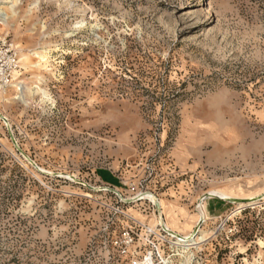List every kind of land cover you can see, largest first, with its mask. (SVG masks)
Returning <instances> with one entry per match:
<instances>
[{
    "label": "rangeland",
    "instance_id": "rangeland-1",
    "mask_svg": "<svg viewBox=\"0 0 264 264\" xmlns=\"http://www.w3.org/2000/svg\"><path fill=\"white\" fill-rule=\"evenodd\" d=\"M0 10L20 60L0 114L21 152L0 121V264H264V202L206 197L264 195V0ZM197 201L206 238L184 250L152 204L185 236Z\"/></svg>",
    "mask_w": 264,
    "mask_h": 264
},
{
    "label": "bare ground",
    "instance_id": "bare-ground-1",
    "mask_svg": "<svg viewBox=\"0 0 264 264\" xmlns=\"http://www.w3.org/2000/svg\"><path fill=\"white\" fill-rule=\"evenodd\" d=\"M7 20V14H5L2 10H0V22H5ZM15 85V84H14ZM19 85V84H16ZM2 94V93H1ZM150 199H152L153 202H156V200L151 196V195H147ZM208 198H218L221 201L230 203V204H234L233 201L236 200L237 202L235 204H237L236 209L233 213H238L240 210H242L245 207H251V206H255L257 204H259L260 201L264 202V195L263 196H259V197H254V198H250V199H246V200H239V199H235L233 197L227 196V195H221V194H215V193H210ZM234 204V205H235ZM158 205V204H157ZM196 213H197V220L195 222L194 227L196 226V224L198 223L199 219H200V215L204 217V221L206 220V213L204 211V207L203 205H199L196 208ZM229 216V215H228ZM227 217V215H226ZM165 229L168 231L169 236H171L172 238H175L176 241L174 242V244L179 247L182 248L184 250L188 249V248H195L199 245V243L204 242L206 236L203 235V232L201 230V228H199L196 232V234H192L193 233V229L192 231L185 236H180L175 234L174 232H172L164 223V221L162 222ZM175 236V237H174ZM188 261H186L185 264H187Z\"/></svg>",
    "mask_w": 264,
    "mask_h": 264
},
{
    "label": "built area",
    "instance_id": "built-area-1",
    "mask_svg": "<svg viewBox=\"0 0 264 264\" xmlns=\"http://www.w3.org/2000/svg\"><path fill=\"white\" fill-rule=\"evenodd\" d=\"M20 68L18 52L11 44L0 43V94L12 86Z\"/></svg>",
    "mask_w": 264,
    "mask_h": 264
},
{
    "label": "water",
    "instance_id": "water-1",
    "mask_svg": "<svg viewBox=\"0 0 264 264\" xmlns=\"http://www.w3.org/2000/svg\"><path fill=\"white\" fill-rule=\"evenodd\" d=\"M0 121L6 126L13 147H14L17 151L20 152V150H19V148H18V146H17L15 140L13 139V136L11 135L9 125H8L7 121L3 118V116H2L1 114H0ZM20 153H21V152H20ZM24 158H25V159L27 160V162L30 163V164H31L36 170H38V168H36V166H35L33 163H31L26 157H24ZM74 182L77 183V184H79V185H81V186H83V187H85V188H87V189H89V190L95 191V189H93L92 187L88 186L87 184H85V183H83V182H80V181H78V180H76V179L74 180ZM103 191L111 192V193L115 194L116 196L120 197V195H119L116 191H114V190H112V189L104 188ZM206 197H208V196H206ZM120 200H121V199H120ZM140 201H145V200L141 199L140 196H136V197H134V198H132V199H128V200H121V202L124 203V204L136 203V202H140ZM236 202H237L236 200L233 201L234 204H235ZM260 202H262V201H260ZM226 203H227V202H226ZM234 204H232V205H234ZM199 205H200V203L197 201V203H196V208H197ZM152 206H153V209H154V211H155V214H156V217H157V221H159V222H158V223H159V225H158L159 229L161 230V232H163V233H165L167 236H169L168 231L165 229V227H164V225H163V223H162V222H163V218H162V215H161L160 212H159V207H158V205L155 203V204H152ZM196 208H195V210H196ZM203 223H204V217L200 215V219H199L198 223L196 224V226H195L194 229H193V233H192L193 235L196 234L197 230H198L199 228L202 227V224H203ZM174 237H175V236H174ZM175 238H176V237H175Z\"/></svg>",
    "mask_w": 264,
    "mask_h": 264
}]
</instances>
